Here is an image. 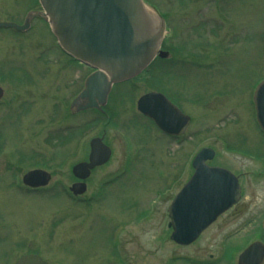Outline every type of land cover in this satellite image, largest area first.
Returning <instances> with one entry per match:
<instances>
[{
	"label": "rangeland",
	"instance_id": "1",
	"mask_svg": "<svg viewBox=\"0 0 264 264\" xmlns=\"http://www.w3.org/2000/svg\"><path fill=\"white\" fill-rule=\"evenodd\" d=\"M143 1L165 19L160 47L170 55L113 85L107 116L62 113L90 68L59 51L41 17L23 35L0 31V264L26 252L43 264H227L262 222L227 239L226 252L219 243L230 227L225 215L182 246L169 239L166 208L206 145L215 152L210 164L240 176L247 214L264 201V158L238 151L264 146L249 108L264 78V0ZM38 7L36 0H0V20L20 21ZM148 90L166 92L190 116L179 142L134 110ZM94 135L103 136L110 156L73 198L70 168L85 160ZM34 167L50 172L48 184L14 188L12 174Z\"/></svg>",
	"mask_w": 264,
	"mask_h": 264
},
{
	"label": "water",
	"instance_id": "2",
	"mask_svg": "<svg viewBox=\"0 0 264 264\" xmlns=\"http://www.w3.org/2000/svg\"><path fill=\"white\" fill-rule=\"evenodd\" d=\"M39 1L42 11L38 14L49 22L60 46L94 69L70 105L75 110L104 103L111 83L137 74L156 52L159 56L167 54L158 50L161 27H157V21L143 0L145 7L141 0ZM0 26L21 28L8 22H0ZM253 100L257 120L264 130V80L257 85ZM136 105L140 112L168 134L181 133L188 122V116L159 92L144 93L137 99ZM212 153L207 147L196 153L192 159V175L167 208L168 226L172 229L170 238L179 244L194 240L237 197L235 178L224 169L204 163ZM108 156V147L101 143L100 138H92L88 161L74 165L72 172L84 178L90 168L106 161ZM22 180L29 185L45 184L48 174L34 169L26 172ZM70 189L74 194L82 193L85 185L76 182ZM259 246L258 243L249 245L240 254L239 263L259 264L264 256ZM15 264H43V261L39 256L30 254L20 256Z\"/></svg>",
	"mask_w": 264,
	"mask_h": 264
},
{
	"label": "flooded vegetation",
	"instance_id": "3",
	"mask_svg": "<svg viewBox=\"0 0 264 264\" xmlns=\"http://www.w3.org/2000/svg\"><path fill=\"white\" fill-rule=\"evenodd\" d=\"M29 10H33V9H27V10L23 11L20 21H15L13 19H7V20L13 21V22H15L17 24H21L23 22V17H24L25 12H27ZM32 25H33V19L30 20L29 25L23 31H17V30H14L12 28H0V31H10L13 35H16V34L23 35L24 33H26L27 31H29V29H31L33 27ZM56 45H57V47H58V49H59L60 52H62L66 56H68L65 52H63L61 50V48L58 46L57 43H56ZM84 76H85V74H83V76L81 78V81H80V86L77 88L76 92L72 95V97L69 100L67 106H63V105L61 106V111H62V113L66 114V116L68 115V112L69 113H72V114H76V113L85 111L84 109H77V110H75L74 108L73 109H70V107H69L71 100L76 96V94L78 93V91L83 86ZM0 82H1V78H0ZM3 93H4V89L0 85V103H1V100H2ZM109 95H110V92L108 93L107 101L109 99ZM17 103H18L17 106H19L21 104V101H19ZM17 106H16V108H18ZM65 108H66V111L64 110ZM249 108L251 110V116H252V113L254 112L253 111L252 102H250ZM107 111L108 110L105 109L104 105L100 109H96V112L99 114V116L101 114H105L106 116L109 115L110 112L108 111V114H107ZM252 125L256 129L255 132L257 134H260L264 138V135L261 133V131L255 125V123H253ZM80 138L83 139V133L81 134V136L78 139H80ZM258 146H260L259 143H258ZM259 150L257 152L252 153L251 150H249V149H246V150L245 149H238V151H239L240 154L246 155L248 158H252L255 161H260V160L262 161L263 158H264V146L262 147V149L260 151ZM261 165H262V168H261V171L260 172H263L264 171V163L261 164ZM220 166L225 167L223 165H220ZM225 168L228 169L227 167H225ZM26 171L27 170L23 171L22 173L15 172V173L12 174V176H13L12 177V181H13L12 184L14 185L13 187L14 188H18V189L23 188V189L29 190V191L30 190L36 191L38 188H31V187H27V186H24V185L21 184V176ZM232 173H234V175L236 176L237 181L239 183V199L237 200L236 203H234L233 205H231L228 209H226L225 211H223L222 213H220L219 215H217V217L214 219V221H212L207 227L215 224L216 221H217V219L219 217H221L222 215H225L226 216V221L228 223L227 225H229L230 227L225 232H223L221 234L222 235L221 236L222 238H221V241H219L220 247L222 246L224 252H226V250H227L226 249V245L227 244L225 245V243H226L227 239H229L231 237H235L236 236V233H238L239 231H243V228L246 225H250L251 222L252 223L253 222L256 223L257 222L256 220L262 219L261 220L262 222L256 223V224H258L257 226L255 225V227L257 229H256V231H254L252 233V236L250 237V239H248L246 242H244L243 245H239L241 247V249L238 251V253L236 255V258L233 259L231 255H230V258H228V256H227V259H226L227 264H238V262H237L238 256H239V254L244 250V248L248 244H250V243H252L254 241H258V242H261L263 244L262 247L264 249V233H263L264 232V201H261L258 204H255L254 205V209L255 208L256 209L253 212H249L247 214V212L250 209V207H249L248 202H247V197L244 195V189H243V185H242L241 180H240V176L238 174H236L235 172H232ZM259 224H260V226H259ZM217 230H219V227L217 228ZM258 251L259 250H257L256 254H258ZM255 257L256 256H254L253 258H255ZM261 264H264V258H263V261H262Z\"/></svg>",
	"mask_w": 264,
	"mask_h": 264
},
{
	"label": "bare ground",
	"instance_id": "4",
	"mask_svg": "<svg viewBox=\"0 0 264 264\" xmlns=\"http://www.w3.org/2000/svg\"><path fill=\"white\" fill-rule=\"evenodd\" d=\"M149 9V8H148ZM150 10V9H149ZM150 12H151V14L153 15V17L155 18V20L157 21V18H156V15H155V13L154 12H152L151 10H150Z\"/></svg>",
	"mask_w": 264,
	"mask_h": 264
}]
</instances>
